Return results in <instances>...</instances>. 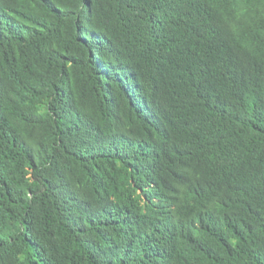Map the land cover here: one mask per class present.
<instances>
[{
	"label": "trees",
	"instance_id": "1",
	"mask_svg": "<svg viewBox=\"0 0 264 264\" xmlns=\"http://www.w3.org/2000/svg\"><path fill=\"white\" fill-rule=\"evenodd\" d=\"M0 264H264V0H0Z\"/></svg>",
	"mask_w": 264,
	"mask_h": 264
}]
</instances>
